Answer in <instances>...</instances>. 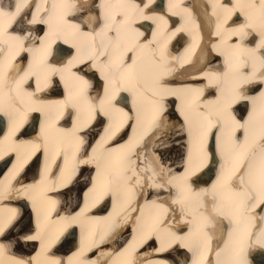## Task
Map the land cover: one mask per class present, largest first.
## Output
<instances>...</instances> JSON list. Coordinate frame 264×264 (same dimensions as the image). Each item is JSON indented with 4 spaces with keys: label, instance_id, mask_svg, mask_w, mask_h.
<instances>
[{
    "label": "bare ground",
    "instance_id": "6f19581e",
    "mask_svg": "<svg viewBox=\"0 0 264 264\" xmlns=\"http://www.w3.org/2000/svg\"><path fill=\"white\" fill-rule=\"evenodd\" d=\"M10 1L11 0H0V9L5 13L7 11L6 15L0 16V40L7 41L11 40L14 36L17 37V40L14 39V45L20 47L14 50L15 56L18 54V51L23 48L34 52L35 55L32 57L31 68L36 66L44 68L42 59L46 58L49 54L55 61H58L56 62L57 64L52 65L51 70H56L60 76L64 75V80H67L66 87L69 86V73L65 72V69L70 65V62L72 73L89 69L94 64L101 62L102 65L105 64V66H102V72L104 74H106V71L110 70V60L118 63L115 59L120 55H116L115 59L111 58V54L107 55L108 48L113 47L115 50V45L112 42H114L116 34L112 35V30L105 34L106 32L103 30L93 31L92 29H86L83 27L82 21L84 23H91L93 26L97 21L95 16L96 13V15L100 14L102 16L104 22L110 28L113 22H119L118 24L122 25V19L120 20L113 15H106L109 8L114 9L117 7L115 14L117 13L120 16L121 13L125 11L122 5L127 6V11H129V13L132 9H135L132 11L134 13L132 16L138 14V20L144 18L153 22L148 23L143 21L142 23L138 22L136 24H131L134 26V30L138 29L139 32L146 33L150 26L154 24L150 36L143 34L140 39L134 42L135 45H137L135 54L140 55L141 63L144 61L142 65L137 67L142 68L153 77L156 75L153 71V67L155 66L150 65V62L156 63L157 66L160 67L163 59L174 58L177 60L178 64L177 66L171 64V70L174 71L173 75L185 73L189 79L185 80L182 84H179L180 82L178 80L161 84L167 92L175 93V95H166L164 97L162 108L166 110V113L161 115L160 121L155 120V123L160 122L162 125L161 128L155 130L151 134L147 149L142 146L141 141L132 140L129 134L128 136H124L118 133V131L116 133V130L120 129V125L126 118L123 114H121L118 121L110 120V122L107 123L106 128L108 129V134L105 138L100 140L99 144H96L98 147H95L94 144L88 154L82 153V148H79V137L76 132L77 142H75L74 145L75 152L73 150L67 157L70 160L77 157L78 160L75 161V164L69 161L62 165L61 171L67 177H64L65 182L58 183V185L55 183L58 188H63V190L60 191L59 196L61 197L58 200L60 205L57 206L56 212L51 211L55 199L48 196L47 189L43 190V195L39 203L50 201L51 207L48 203L41 206L39 213L32 214V221H30L31 216L28 215L29 211L26 209L27 207L24 201L21 202L22 207L15 206L14 209H12L11 221L8 219L7 221H3L0 225V234L10 233V236L13 238L10 239V241L3 240L0 242V245L3 246V248L0 249V264H31V262H33V264H55L57 261H59V264H69L75 260L80 263L82 262V264H105L106 261L107 264H173L170 260L161 259V256H155V254L149 253V250L145 247H143L145 250L140 252V257L137 262H134V259H132L130 249L134 248L135 252H138L139 250L136 251V249H138L146 238L150 237L152 234L154 236V233L156 236L155 240L158 244L156 250L162 252L169 247L172 248L174 250L173 257L175 258L174 254H178V259L176 261H179V264H185L187 258L186 252L179 248V244L190 252L192 250V260L188 264H204L206 253L201 249H204L203 245L205 241L211 243V252L216 251L217 262H215V264H252V260L254 261L253 264H264V247H261V249L253 248L252 251H250V253H252V260H249L248 255H243L245 249L243 250L241 247L244 239H246V241L248 239L249 244L253 239H256L254 233L255 235L256 233L262 235L260 240L264 243V226L261 227V223H264V216L261 222L258 223L256 218L259 217V215H254L252 214L253 212H251L253 204L257 201L264 202V190L258 191L257 198H254L253 202H247L244 206L246 198H248L246 187H242L238 182H235L234 185L227 182L232 172L240 170L241 161L246 156L251 158V162L256 169H259L261 163L264 162V144L260 145L258 141H256L257 139L264 138V107H257L254 110L250 109L248 112L245 111L242 120L234 118L232 121L233 124L239 122L245 125V128L241 131H235V129L230 136L231 145H242V147L237 148L235 152L224 151V136L221 131L217 129H212L213 133H215V142L211 143V141H209L210 136L199 147H197L193 136L190 134L192 121L198 113H214L217 105L225 106L231 100H235L236 102L239 96L248 98L251 103L264 105L260 100L261 93H264V71L257 74L252 72L260 67L259 64H261L264 59V16L260 15V9L257 7L258 4L255 6L257 8H254L252 5L255 4V1L252 0H237L232 6H228V0H223V2L220 1V3H218V0H205L204 3L199 2L202 5V15L205 14L209 24H211V16L215 14V9L209 10L206 8V5L208 7H215L216 4L222 7L226 6L225 9L219 10L220 21L226 18L228 13L233 12L235 9L241 12L238 15H234L230 23L224 22V27L219 26V30H213L211 32L212 37L209 38L212 39L209 43L211 51L208 49L207 45L206 53L204 52L205 48L203 45L198 50L197 55L199 56L205 53L206 62L207 60H217L215 57L220 56L221 59L218 58L216 63L206 65L199 63V59H197L198 56L191 57L192 54L189 52L190 45H186L185 50H177L178 47H174L166 52L160 49L162 48V44H158V42L155 47L153 44L148 46L149 42H153L158 36L155 31L156 27H160L159 30L162 32L161 38L163 40L167 39L172 34V30L167 29L163 31L158 12H152L151 8L144 9L146 4H141L139 0H132L135 6H130V0H99L100 6H94L93 0H77L75 2L73 0H37V5L35 7L36 13L34 14L32 12L30 18L28 14L18 15L19 12L17 11V8L26 0H18V6L14 0L11 8L13 12L10 8H6V10L2 8L3 4L8 5ZM148 2L149 0L146 1V3ZM168 2H170V6L173 8V14L181 15L183 18L180 27L184 28L183 30L188 35L194 37L190 30L192 28V19L194 15H191L186 4H182L181 0H168ZM28 5L30 6V3ZM53 5H55L56 9H54ZM68 10H71L70 12L73 14L71 17H66L64 15ZM75 11H81L80 18H76ZM110 17L111 19H109ZM13 19H15L16 27L27 31L25 34L13 35L14 33L11 34L4 31V27H8ZM49 21L50 24L46 25L44 29H41L44 26L43 23ZM215 21L216 24H218L219 21L217 19ZM249 24L251 28L247 27ZM75 25H79V27H74ZM241 28H243V33L238 32ZM39 31H44L42 37ZM73 31H76L80 36L89 37L91 41L93 39L95 45L93 46L91 54L97 50L99 45L100 47L98 48L100 49L101 55H103L101 59L96 61V54H94V58H89L88 54L90 53L88 51H86L83 56L78 55L76 52H71L69 55H66L67 52H64L65 44L73 45L78 41L77 38L72 37ZM234 32L238 34L233 35ZM257 34H260L261 37L259 36L258 44L255 45L252 44L254 42L252 40ZM125 35H129L127 29L124 30V36ZM27 36H29V39L26 44L20 45V41L24 40ZM68 36L71 37V40L61 41L60 38ZM217 37H220L219 40H215ZM228 37L232 40H228ZM127 39L128 43H131L132 38ZM185 39V36L179 35L177 42L184 43ZM57 40H59L60 43H58ZM233 40L235 41L232 42ZM220 42H223L225 46L222 48L219 47ZM51 45L53 48L49 53V47ZM193 45L194 47L196 46V40ZM259 45H261L260 50L258 49ZM3 48V43L0 41V51H2ZM83 48L84 46H81L80 50ZM225 49L226 52L223 55V50ZM154 50L156 51V59H153ZM117 53L120 54V50L117 51ZM126 61L127 59L123 62L128 63ZM14 64L18 68V64L16 62ZM183 64L186 65L182 69L187 72H182L181 66ZM85 65L89 67L87 68ZM246 65L252 67V71L244 69ZM30 72H39V69L37 68L34 71L24 70L19 79H28L26 74ZM47 75L52 76V71ZM181 78L183 80L185 79L184 76ZM34 81L35 85L40 88V91L43 90L44 87L42 86L46 85L47 82L46 76L42 73L34 76ZM244 81L255 83L252 88V93H246L245 90L238 94L241 90L238 85ZM158 82L160 83V81ZM15 84L20 85L17 81H15ZM128 87L130 88V86ZM124 88H126V83L120 81L118 87L115 84V90L113 89L114 91L111 94H114L117 89L122 90ZM259 88L260 91H258ZM92 90L94 91V88H92ZM213 90L215 92H212ZM181 94L182 103L177 105L178 111L176 109H170L174 102L171 96H179ZM88 96L94 100L96 99L95 95ZM57 101L62 100H51L47 102V106ZM147 105L146 103L143 105L137 103L135 107H133L134 110H137L135 114L136 122H139L140 117L150 122L152 118L154 119V116H158L157 114L161 112L159 108L149 105V109L152 108L150 113ZM230 105H232V103ZM246 106H248V103ZM32 107V104H28L25 111H30ZM0 109L3 110V113H0L1 115L5 117L11 116L5 107L0 105ZM143 110L146 116L143 114ZM227 112H229V107H227ZM124 113H127L129 117L132 116L130 110H126ZM228 118L231 119L229 115ZM7 121L10 127H12L10 133L16 130L17 127H20L21 132L23 131L22 129H27V126L21 125L20 122L16 121V118H9ZM73 121H75L76 127L81 129L83 121L78 120L76 115L73 116ZM211 122L215 123V116L211 118ZM61 123H65V120ZM58 128L60 130L68 129L66 124ZM83 129L84 128L81 130ZM27 131H30V129L28 128ZM92 132L95 133V131ZM80 133L82 136L83 131ZM113 133H115V135ZM140 134L142 135V133ZM80 140H82L81 137ZM106 141H108L107 145H105ZM20 144L21 143H17V145ZM177 148L181 151L179 158L166 159L165 157V159H163L164 157L159 158L157 155L159 151L170 153L172 151L175 152ZM4 153L3 150L0 153V156H3V159H0V163L7 162L8 155ZM218 154L220 155V161L217 165L210 164L208 166L207 159L209 158L210 160L211 157L215 159V156L216 159H218ZM122 157H126L127 159L124 163H121V165L116 164L114 167V162H110L116 158L123 159ZM86 159L92 162L88 164L81 163V161ZM69 163L71 164L69 165ZM76 168L79 170L80 174L74 178ZM122 170H128L133 177V182L130 184L128 182L127 189L124 188V191H122L123 196L113 191L115 184H117L115 186L121 190L123 182L120 180V176L117 172H122ZM246 171L245 169L244 171L240 170V172H238V177L243 180L245 179V182L248 181ZM29 173L34 176L35 163H32L28 168L27 174ZM54 173L50 174L49 170L43 169L40 180H48ZM100 174L102 176H100ZM130 175L128 174L129 177ZM199 176L202 178H198ZM191 177L193 178L190 179ZM209 181H211L210 184ZM79 182L82 184L80 187L81 190L76 197H72L69 193ZM33 184H36V182H33ZM24 185L26 186L27 182ZM108 188L111 190H108ZM256 188H259V186L257 185ZM83 190L85 191L83 192ZM23 193H25V189ZM101 193L106 194L102 195ZM135 193H137V195L139 194V197H135L134 199L133 194ZM50 194H52V192H50ZM214 195H216L217 198H214ZM103 197L112 199L115 211L109 208V212H105L106 214H95L105 207L103 202H100ZM170 199H174L176 203L169 202ZM113 200L116 201V203ZM56 202L57 201H55V204ZM76 204L80 206L79 209L72 215L68 214L70 209H75L77 207ZM211 206H214V208H211ZM128 214L132 215L129 222L134 223L133 231L126 236H120L122 232L128 233L130 231L127 232L125 229L127 226L126 221H124L123 225H119L121 219L125 218V216L127 217ZM177 216L182 223H179V220L176 218ZM161 219H164L163 223H160ZM87 221L91 224H96V226L106 231L113 227L114 222L118 225L115 226L109 234L110 238L101 237L89 241L90 238L88 236L94 231L95 226L91 228V230H88ZM253 221H256L257 225L260 224V227H255L257 225L256 223H252ZM185 222L187 224L189 223L190 226L184 233L194 234L198 230L201 231V234L198 236L196 234L198 239L202 241H196L197 247H194L190 243V240L185 238L183 233H178V231L175 230L176 227H182L183 230L184 225L182 224ZM72 223H76L80 227L84 226L83 229H77V232L83 233L80 240L86 244L84 246L79 245L78 247H71L72 249L67 250L70 244L75 243L74 239H76V236L74 232L71 231L69 234L65 235V238L56 237L59 231L64 230L66 227H68V229L72 227ZM37 225L38 230L52 231V237L45 238L42 234H39L38 231L32 234L33 226ZM33 236L38 238H28ZM128 237L132 238L128 246L116 251L118 241L121 242L125 240L126 242ZM223 239H226L223 246L220 249H216ZM58 240L62 241L65 245H60ZM76 241H79V236ZM33 242H38V249L42 248V251L45 253L54 245L51 253L55 252V249L56 251L67 250L66 252L68 253L65 252V255L63 254L60 256H51L50 253H47L49 255H45V260H43L44 258L42 260L38 259L36 255L31 257L23 256L24 260H21L22 255H12L10 252L12 247L16 246L23 248L22 243L29 245ZM124 243L121 242V245ZM89 248H95V256L91 253H86ZM31 249L32 248L28 247L24 251H22L23 249L19 251L26 252V250ZM245 257L250 263L246 262ZM121 258H123V263L120 261ZM209 260H207V264H210Z\"/></svg>",
    "mask_w": 264,
    "mask_h": 264
},
{
    "label": "snow or ice",
    "instance_id": "6c2138e0",
    "mask_svg": "<svg viewBox=\"0 0 264 264\" xmlns=\"http://www.w3.org/2000/svg\"><path fill=\"white\" fill-rule=\"evenodd\" d=\"M258 4L261 15L264 16V0H255V4L252 6L255 7ZM125 8V11L121 13L124 17L122 22V27L130 28V23L127 21V6L122 5ZM55 7V5H53ZM19 11V8H17ZM6 13L0 9V16H4ZM111 19V18H110ZM74 27H79V25H75ZM247 27L251 28V25H247ZM120 29H117V36H119ZM239 33H243V28L238 30ZM238 34L234 32L233 35ZM153 42H149L150 46ZM137 51L136 47L127 48V53H132L127 55V60L129 63H124L123 61L116 63L113 61H109V67L112 72V83L119 86L120 81H124L126 84H130L131 87H126L122 89L123 91H132L134 97L138 98V102L140 104H148L154 107L159 108L160 111H163L162 101L166 95H175V93L167 92L162 85H159L157 81L153 80L151 75L145 72L142 68L137 67V60L135 58L134 53ZM153 59H156L155 54L153 53ZM48 70L41 67L39 72H30L26 74L27 76H37L39 74H44L47 76ZM56 70H52V73L55 74ZM65 72L69 73L68 80V96L64 101H57L50 105H48L50 111L48 113V118L51 122L52 126L63 118L64 113L67 111L69 114V119H71V115L75 113L76 118L78 120L83 121L81 127H86L90 122V119L94 118V113H99L104 116H109L112 121H118L121 114L127 116V113H123V109H119L115 107V95L109 94L108 88L106 87L103 97H97L95 100L88 96V89L91 87L89 81L85 80L81 76L75 75V73L71 72V62L68 67H66ZM64 75H61V79H64ZM37 91H40V88L37 87ZM30 96L32 94H29ZM260 100L264 103V93H261ZM98 101V102H97ZM137 100H134V103ZM215 103V102H212ZM231 103H235V100H231L225 106L217 105L216 111L214 113H198L196 117L192 121V125L190 128V134L193 136L194 141L197 144V147L201 146L203 142L207 140L208 137L215 138V133H213L212 129H217L221 131L224 136V151H232L235 152L237 148L242 147V145H231L230 144V136L235 129H244L245 125L240 124L239 122H235L233 124L234 118L229 119L227 114V107H230ZM24 107V103L22 101H17L16 111L20 112ZM39 111V109H35ZM215 116V123L211 122V118ZM128 119H132V117H128ZM119 129H117L118 131ZM57 131L63 132L65 136L71 135L75 137L76 131H78L76 127L75 121H73L71 129H64ZM107 131V130H106ZM114 134V133H113ZM54 143V140L52 141ZM3 141H0L2 144ZM26 147H33L31 142H23ZM49 138L42 137L41 142L34 145V150L37 152H47L48 149ZM79 144H83L82 140H79ZM262 144H264V138H262ZM6 154H15V148H7L5 150ZM62 154L57 153L55 148H53V158L60 157ZM0 159H3V156H0ZM26 162V161H25ZM91 160H83L81 163L88 164L91 163ZM246 171V175L248 176L249 185L253 186V190L258 185L261 190H264V162L261 163L259 169H256L251 162L250 157H245L241 161L240 170ZM95 187V186H94ZM106 194V193H101ZM248 198L252 197V193H247ZM264 203V202H262ZM29 239H37L38 237H28ZM3 246L0 245V249ZM55 264H59V261L55 262Z\"/></svg>",
    "mask_w": 264,
    "mask_h": 264
},
{
    "label": "rangeland",
    "instance_id": "374dc122",
    "mask_svg": "<svg viewBox=\"0 0 264 264\" xmlns=\"http://www.w3.org/2000/svg\"><path fill=\"white\" fill-rule=\"evenodd\" d=\"M162 153V154H161ZM180 154H181V151L180 150H178V148L177 149H175V152L174 151H172V152H165L164 153V151H159L158 152V157L159 158H163V159H165V157H166V159H170V158H179L180 157ZM169 157V158H168ZM82 180V179H81ZM80 184V185H79ZM81 183L79 182L78 183V185H76L75 187H74V189H71V192L69 193L72 197H76L77 195H78V193L80 192V190H81ZM78 188V189H77ZM74 193V194H73ZM73 194V195H72ZM80 195V194H79ZM23 246V248H25V246L24 245H22Z\"/></svg>",
    "mask_w": 264,
    "mask_h": 264
}]
</instances>
